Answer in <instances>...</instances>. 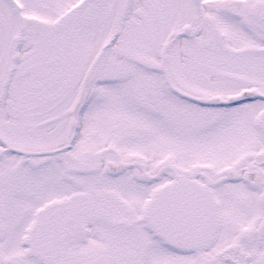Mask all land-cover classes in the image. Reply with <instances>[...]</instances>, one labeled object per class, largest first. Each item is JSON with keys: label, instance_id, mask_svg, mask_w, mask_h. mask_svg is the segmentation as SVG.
<instances>
[{"label": "snow or ice", "instance_id": "1", "mask_svg": "<svg viewBox=\"0 0 264 264\" xmlns=\"http://www.w3.org/2000/svg\"><path fill=\"white\" fill-rule=\"evenodd\" d=\"M0 264H264V0H0Z\"/></svg>", "mask_w": 264, "mask_h": 264}]
</instances>
